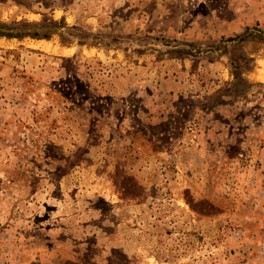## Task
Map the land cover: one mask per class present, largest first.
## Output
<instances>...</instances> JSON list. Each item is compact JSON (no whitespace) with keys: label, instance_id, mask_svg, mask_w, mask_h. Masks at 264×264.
I'll list each match as a JSON object with an SVG mask.
<instances>
[{"label":"rangeland","instance_id":"obj_1","mask_svg":"<svg viewBox=\"0 0 264 264\" xmlns=\"http://www.w3.org/2000/svg\"><path fill=\"white\" fill-rule=\"evenodd\" d=\"M262 38L264 0H0V264H264Z\"/></svg>","mask_w":264,"mask_h":264},{"label":"trees","instance_id":"obj_2","mask_svg":"<svg viewBox=\"0 0 264 264\" xmlns=\"http://www.w3.org/2000/svg\"><path fill=\"white\" fill-rule=\"evenodd\" d=\"M8 36H22V35H32V36H38V37H48L47 33H38V32H8L6 33ZM264 39V38H262Z\"/></svg>","mask_w":264,"mask_h":264},{"label":"bare ground","instance_id":"obj_3","mask_svg":"<svg viewBox=\"0 0 264 264\" xmlns=\"http://www.w3.org/2000/svg\"><path fill=\"white\" fill-rule=\"evenodd\" d=\"M262 78H264V75H262Z\"/></svg>","mask_w":264,"mask_h":264}]
</instances>
